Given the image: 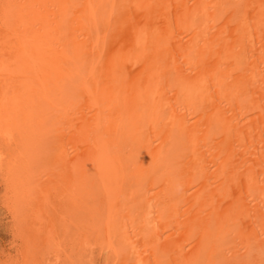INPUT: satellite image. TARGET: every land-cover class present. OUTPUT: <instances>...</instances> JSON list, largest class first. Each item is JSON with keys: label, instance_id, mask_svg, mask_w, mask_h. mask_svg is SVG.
I'll list each match as a JSON object with an SVG mask.
<instances>
[{"label": "bare ground", "instance_id": "bare-ground-1", "mask_svg": "<svg viewBox=\"0 0 264 264\" xmlns=\"http://www.w3.org/2000/svg\"><path fill=\"white\" fill-rule=\"evenodd\" d=\"M0 186V264H264V0H0Z\"/></svg>", "mask_w": 264, "mask_h": 264}, {"label": "rangeland", "instance_id": "rangeland-1", "mask_svg": "<svg viewBox=\"0 0 264 264\" xmlns=\"http://www.w3.org/2000/svg\"><path fill=\"white\" fill-rule=\"evenodd\" d=\"M0 188H1V186H0ZM3 211H2V209L0 210V215H2V216H0V226H1V228H0V240L2 241V239H3V241H8V238H9V232H7V230H5V225H6V223H4V222H6V218H4L5 217V214L4 213H2ZM4 221V222H3ZM4 226V227H3ZM2 228H3V231H2ZM3 232V233H2ZM2 238V239H1ZM4 238H5V240H4Z\"/></svg>", "mask_w": 264, "mask_h": 264}]
</instances>
